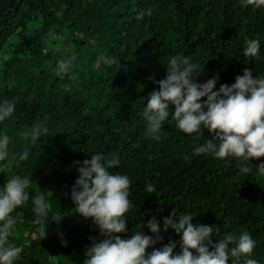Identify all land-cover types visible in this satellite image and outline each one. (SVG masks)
Segmentation results:
<instances>
[{
	"label": "trees",
	"instance_id": "trees-1",
	"mask_svg": "<svg viewBox=\"0 0 264 264\" xmlns=\"http://www.w3.org/2000/svg\"><path fill=\"white\" fill-rule=\"evenodd\" d=\"M140 11L146 14L138 18ZM250 38L260 41L256 57L242 51ZM100 53L117 60L97 65ZM177 53L203 66L199 82L218 74L217 88L233 83L245 67L264 75V7L239 0H0V100H15L0 131L9 135L10 150L29 148L18 165L0 162V187L13 173L31 180L29 200L13 212L10 239L24 245L15 264H83L86 248L104 238L71 199L79 175L74 162L95 152L117 153L121 163L111 170L127 173L131 182L128 230L115 235L141 229L154 235L146 225L152 216L162 225L173 209L188 211L193 223L219 227L214 242L226 232L249 231L257 241L251 255L264 264V176L255 170L264 155L250 157L252 167L242 173L234 157L194 154L192 148L213 134L203 126L202 136L183 133L171 114L158 140L145 134L148 94L158 90L154 81L165 77L166 61ZM65 58L74 78L56 74ZM45 118L47 133L35 141L20 136ZM147 182L156 192L147 193ZM36 192L45 195L50 213L65 214L59 222L49 214L44 237L42 225L32 222ZM161 236L146 253L180 239L171 227ZM179 250L177 243L173 251Z\"/></svg>",
	"mask_w": 264,
	"mask_h": 264
},
{
	"label": "clouds",
	"instance_id": "clouds-1",
	"mask_svg": "<svg viewBox=\"0 0 264 264\" xmlns=\"http://www.w3.org/2000/svg\"><path fill=\"white\" fill-rule=\"evenodd\" d=\"M239 2L244 7H264V0ZM150 12L149 8L147 13ZM145 14L140 11L137 17ZM242 51L244 56L256 57L260 51L259 39H247ZM116 60L113 55L100 53L95 63L111 66ZM71 65L70 58L58 60L56 74L61 77L70 74L74 78L75 74L70 72ZM202 71L203 66L188 55L177 53L168 57L166 75L154 81L159 88L148 94L147 104L143 107L145 134L158 140L162 125L170 114L176 128L183 133L202 136L203 126L213 135L193 147L192 153L210 154L216 158L234 157L240 172L247 173L252 167L250 157L264 155V75L253 76L252 70L245 67L242 74L235 76L233 83H221L217 88L218 74L199 82L196 77ZM201 97L206 99L201 100ZM14 108V99L0 100V121L11 117ZM48 131L45 118L22 130L20 136L35 141ZM9 141V135L0 131V162L11 160L18 165L28 158L29 148L25 146L19 152L12 151ZM74 163L78 165L79 173L71 186L75 212L85 218L91 217L104 237L86 248L83 264H227L229 258L231 264H260L251 255L257 241L249 231L243 230L239 234L226 232L214 242L212 237L219 227L214 231L212 225L193 223L195 214L188 211L178 213L173 209L163 217L162 225L152 216L146 225L154 235L146 234L142 229L133 231L130 237L115 235L128 230L126 213L132 203L129 199V176L111 170L121 163L119 155L115 152H95L82 164L79 161ZM255 170L264 176V161ZM30 184L29 176L13 173L0 187V264H15L22 259L24 245L15 243L10 237L17 224L13 212L29 200ZM144 187L147 193L156 192L151 182ZM31 201L32 222L42 225L40 235L44 237L49 214L57 222L65 214L62 211L50 213L42 192L32 195ZM169 227L180 234L179 241L170 239L168 243L146 253V247L162 240L161 232ZM177 243L180 250L174 253Z\"/></svg>",
	"mask_w": 264,
	"mask_h": 264
}]
</instances>
